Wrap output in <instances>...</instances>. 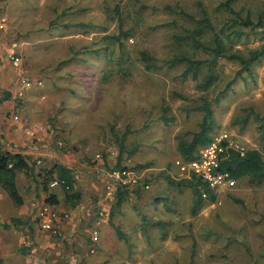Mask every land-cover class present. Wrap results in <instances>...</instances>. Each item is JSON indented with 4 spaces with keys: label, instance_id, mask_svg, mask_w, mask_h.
Wrapping results in <instances>:
<instances>
[{
    "label": "rangeland",
    "instance_id": "rangeland-1",
    "mask_svg": "<svg viewBox=\"0 0 264 264\" xmlns=\"http://www.w3.org/2000/svg\"><path fill=\"white\" fill-rule=\"evenodd\" d=\"M223 1L13 0L12 6H0L8 19L9 11H15L13 21L22 25L21 31L15 28L18 36L28 32L34 36V60L51 61L50 70L36 68L43 77L40 86L29 88L34 89V100L15 101L12 121L7 124L34 125V131L18 137L23 141L32 137L35 151L40 150L29 159L31 164L36 160L33 170L18 173L16 181L27 215L21 223L25 242L19 250L30 254L34 248L36 264H264V182L250 185L241 179L193 213L190 188L177 189L165 179L166 175L180 179L175 165L179 158L176 137L189 139L197 131L201 113L194 107L200 104L201 96L211 100L240 68L235 62L217 59L213 69L220 78L205 93L190 74L180 76L182 65L171 66L169 62L174 51L207 55L186 42H174L172 34L193 28L188 15L199 19L197 2H201L215 30L232 49L247 53L264 41V26L239 31L240 26L231 23L235 13L219 6ZM233 6L238 14L250 9L254 19L261 15L264 23V0H235ZM116 7L123 31L129 29L130 34L115 44L111 54H105L99 47L100 42L105 45L104 35L120 31ZM63 18L85 21L87 27L57 31L56 24ZM68 37H75L71 47L65 39ZM86 43H93L99 53L89 54L92 62L76 63L74 50ZM141 50L160 67L147 70L139 58ZM11 51L4 53L7 75H11L10 67H22V63L15 66L10 61ZM18 54L23 55L21 51ZM57 67L67 71L65 76H57L64 78L60 82L50 76ZM242 75L217 103H211L212 132H226L228 144L236 150L258 149L264 156V133L255 116L264 114V57L252 65L250 75ZM57 90L65 93L60 102L53 95ZM163 107L168 108L167 115L175 117L168 125L159 120ZM18 108L25 113L29 109V116L17 115L15 120ZM110 127L117 138L127 131L123 138L127 150L136 146L127 163L136 181L129 184L130 192L121 203L116 202L115 192L121 183L112 173L120 169L114 167L119 145L111 137ZM56 154L70 157L58 158ZM60 160L73 169L75 185L84 194L73 207L47 174ZM110 187L111 192H106ZM136 187L139 194L133 192ZM52 193L57 195V212L65 217L60 237L43 231L36 218ZM3 195L0 206L6 208L12 199ZM93 231L98 232L96 243L91 240Z\"/></svg>",
    "mask_w": 264,
    "mask_h": 264
},
{
    "label": "trees",
    "instance_id": "trees-1",
    "mask_svg": "<svg viewBox=\"0 0 264 264\" xmlns=\"http://www.w3.org/2000/svg\"><path fill=\"white\" fill-rule=\"evenodd\" d=\"M234 2L235 0H224L219 4V6L226 8V10H228L231 14L235 13V17L231 18V23L233 25L240 26L239 31L245 28L264 26L262 16L258 15L254 19L252 17V11L250 9H247L245 14H238L239 11L234 9ZM197 6L199 7V11L201 13V17L199 19L194 20L193 15L187 14L194 23L193 28L187 29L186 32L181 34L173 33L172 40L176 43L186 42V44H190L194 50H199L201 53L207 56H197L195 53L186 50L174 51L169 64L171 66L182 65L183 69L180 72V76L184 78L188 74H190L191 78L196 81V85L205 93L212 90L215 82L220 78L219 72H215V70L213 69V65L217 61V59L222 58L235 62L240 66V68L236 73H234L232 78H229L228 81L224 82V86L217 90V93L211 100L206 98L205 95H202L200 98V104L194 107L195 110H198L201 113L200 121L197 124V131L192 132L189 139H185L182 135H178L176 137L177 151L179 154V158L177 160H180L182 163H187L193 159L198 158L199 149L210 143L213 139V111L211 103H217L218 99L229 89L230 85L237 77L243 79V72L250 75L252 65L255 62L259 61L262 57H264V41L258 47L249 49L247 53H243L240 49H232V47L229 46L230 44L228 43V40L224 38L222 34H219L215 30L202 3L197 2ZM115 11L117 15H119L118 7H116ZM0 14L3 13L0 12ZM118 24L120 26L119 33L105 34L103 37L105 45H102L101 42L99 44V47H101L102 51L104 50L103 52L105 54H111L113 52L112 50L115 44L120 43L121 38H128L130 34L128 31L129 29H126L124 31L122 29L123 22L121 15L118 16ZM75 26H77V28L87 27L85 21H71L69 18H63L61 22H58V24H56L55 29L57 31H70V29ZM65 34L68 35L73 33L71 32ZM72 38L75 37L65 38L66 42H68L69 47H71L72 45ZM94 42H96V40H94ZM76 50H74V54L77 55L76 63L79 64L92 62L89 54L93 52L94 56H96L99 53V48H94L93 43L80 44ZM102 51L100 53H102ZM15 55L22 57V67L25 66V56L19 55L18 53H15ZM139 58L143 62V65L147 70L152 71L160 67L159 65H157V63L154 62V58L146 51H139ZM50 62L51 61L41 63L34 60V68L36 70H34V79L32 77H26L27 79L34 81V88L41 85V78L43 77L38 73V69L36 68L46 66L45 69L50 70V67L48 66ZM63 62L69 63L66 61H62V63ZM58 69L59 67L56 68V72L52 68L51 71L53 70L54 72H52L50 76H52L53 81L58 80L60 82L64 78L57 76H65V73L67 71H61V69ZM70 84L77 86L75 83ZM63 94H65L63 90H57V92H53L54 98H56V101L58 100V102H60L62 98H65ZM8 97L9 96L7 95L5 98ZM68 101L70 102V98L68 99ZM167 109V107H163L161 109V115L159 117L161 123L165 125H168L175 119L174 115H167ZM255 116L257 120L260 121L259 126L262 129V133H264V114H255ZM109 132L111 134V137L115 138L116 142L119 145V151L114 167L120 169L127 168V163L130 161L129 155L132 154L134 150H136V146L131 150H127L123 141V138L125 137L127 131L125 133H122L120 138H117V133L113 129V127H110ZM31 158V155L25 153L23 154L21 152H10L0 147V187L17 205H21L23 203V197L17 189L16 177L20 172L30 173L33 170L32 166L33 164L35 166L36 160L34 159L31 164L29 161V159ZM175 165L177 171L180 172L181 170L179 169L178 165L176 163ZM127 169H129V167ZM218 170L220 172L227 173L228 176L235 181L234 186L236 185V182L241 179H245L250 185H260L264 182V156L258 149H248L241 152L229 146L226 147L224 152L222 153V158L219 162ZM47 174L50 176L49 179H55L56 181H58V186L63 191L65 202L69 203L72 207L79 203L82 193L75 185V174L71 167L63 165L61 163H53L47 170ZM165 179L170 185L175 186L177 189H181L183 187L190 188L193 195L191 205V211L193 213L205 201L213 202L219 192L213 190L209 186L207 181H205L200 176H197L192 171H187V175L182 172V174H180V179H175L170 175H166ZM129 184H120L117 186L115 191L117 203H121L124 197L130 192L129 189L131 188L129 186L131 185ZM133 192L139 194L141 191L138 187H136ZM56 200L57 195L55 193H52L44 203L48 202L47 204L53 205ZM114 226L116 229V233L120 236L121 232L119 231V225L117 224ZM95 232L97 233L98 237V232Z\"/></svg>",
    "mask_w": 264,
    "mask_h": 264
},
{
    "label": "crops",
    "instance_id": "crops-1",
    "mask_svg": "<svg viewBox=\"0 0 264 264\" xmlns=\"http://www.w3.org/2000/svg\"><path fill=\"white\" fill-rule=\"evenodd\" d=\"M6 3H8V5H4ZM12 4L13 0H0V6L8 7L12 6ZM15 7V10H17V6ZM14 13L15 11H9L11 18L8 19L7 16L5 27L0 29V96L1 92L5 93V96L0 97V147L10 152H21L23 154L25 153L34 156V153H39L40 150L35 151L34 143H32V140H30L32 137L29 136L27 141L20 139L21 136L20 138L18 137V134H21L22 137H25L24 132L34 131V125H31L30 128L25 126H7L8 121H12L10 116L13 114L12 109L15 105V101L21 102L20 99H23L24 101L28 100L29 102H32L34 100V89L24 88L21 83L22 78H26L27 76L34 79V36H31L32 34L30 32H28L26 35L18 36V31L15 28L21 31L22 25L19 22L13 21L15 19L14 17L12 18V16L15 15ZM2 16L4 15L0 14V17ZM11 29H13L12 34H10ZM8 34L10 35L9 37ZM8 40L10 41L9 43ZM6 50H12L15 53H19L21 51V53L26 58L25 66L21 68L10 67L11 75H7L6 73V58L4 56ZM7 95L9 97L5 98ZM19 108L16 109V115L29 116V109H26L25 113L24 109L19 110ZM25 122L27 121L25 120ZM43 145L44 144H38L37 146L39 147ZM45 147H47V144ZM45 149H43L44 152H46ZM57 155H59L58 158H60V156L64 157L65 159L70 157L68 154H56V156ZM63 162L64 161L61 163L65 164ZM17 178L18 174L16 181ZM110 189L111 187L108 188L106 192H111ZM3 193L6 192L0 187V202L5 199L3 198ZM83 195L84 194H82V197ZM7 202L9 203V205L6 207L8 209L2 208L0 206V264H34V262L38 260L34 256V248L30 254L22 253V251L19 250L22 244L25 242L23 233L20 230L21 223L26 222L27 217L23 209L25 204L23 202L21 205H17L12 200L11 202ZM53 206H56L57 209L59 208V206L56 204Z\"/></svg>",
    "mask_w": 264,
    "mask_h": 264
},
{
    "label": "built area",
    "instance_id": "built-area-1",
    "mask_svg": "<svg viewBox=\"0 0 264 264\" xmlns=\"http://www.w3.org/2000/svg\"><path fill=\"white\" fill-rule=\"evenodd\" d=\"M6 21V17H0V29L5 27ZM8 58L15 66H18L23 61L22 57L15 55L13 51L9 52ZM21 83L24 88L34 87V82L25 77L22 78ZM13 118L17 120L18 116L14 115ZM228 138L229 137L226 132L214 135L210 143L199 149L198 158L187 163H182L180 160H176V164L186 175L187 171H192L197 176L203 178L215 191H221L222 189L233 187L235 181L230 178L227 173H223L218 170L222 153L226 147L231 146L228 144ZM96 157H99V155L97 154ZM181 171L179 173L182 174ZM112 173L123 185L135 183L136 181V178H134V176L130 173V170L126 168L114 169ZM52 185H59V183L53 179ZM36 218L43 231L59 237L63 235L64 229L62 227V220L65 217L59 215L53 205L43 203L37 211ZM91 236L93 241H97L98 237L95 231Z\"/></svg>",
    "mask_w": 264,
    "mask_h": 264
}]
</instances>
